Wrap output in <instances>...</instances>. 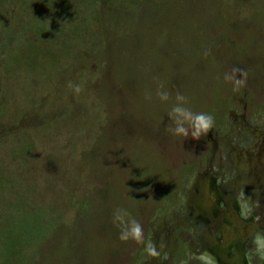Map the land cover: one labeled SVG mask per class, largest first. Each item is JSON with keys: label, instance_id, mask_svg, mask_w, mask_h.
<instances>
[{"label": "rangeland", "instance_id": "rangeland-1", "mask_svg": "<svg viewBox=\"0 0 264 264\" xmlns=\"http://www.w3.org/2000/svg\"><path fill=\"white\" fill-rule=\"evenodd\" d=\"M167 1L0 0V264H204L191 214L210 182L204 225L226 234L231 209L237 239L220 254L264 264V0H194L202 29L148 51ZM178 93L214 117L199 140L167 131Z\"/></svg>", "mask_w": 264, "mask_h": 264}, {"label": "clouds", "instance_id": "clouds-1", "mask_svg": "<svg viewBox=\"0 0 264 264\" xmlns=\"http://www.w3.org/2000/svg\"><path fill=\"white\" fill-rule=\"evenodd\" d=\"M234 72L239 71L233 69ZM226 80H234L233 91H238L245 83L243 79H234L232 76H226ZM158 97L162 101H167L169 99V93L167 91H158ZM188 103L187 98L181 94L176 95V103L171 108L168 113V118L170 120V125L167 131L174 136L178 137H191L193 140H199L202 135H207L214 125V117L208 113H195L190 108L185 105ZM126 215V214H125ZM116 220H119L122 225H124L120 239L122 241H127L128 239L136 240L137 242L142 239V228L141 225L132 220L130 225L125 224L123 216L117 214L115 216ZM254 244L256 246V252L261 259H264V236L256 235L254 238ZM149 252L151 255H157L155 248L150 246ZM200 259L205 261V264H210L207 256L201 255Z\"/></svg>", "mask_w": 264, "mask_h": 264}, {"label": "bare ground", "instance_id": "bare-ground-1", "mask_svg": "<svg viewBox=\"0 0 264 264\" xmlns=\"http://www.w3.org/2000/svg\"><path fill=\"white\" fill-rule=\"evenodd\" d=\"M213 186H214V183H211V182L207 183V186L205 188V193H203V197L200 198L199 201L197 200L196 203H193V205H195V207L198 209L199 213L197 214V216H194L193 214H191L192 216L191 220L193 222V226H194L196 233L200 235L199 244L202 246V248H200L197 252L192 251V253L194 254V256L198 258L199 261L203 262L204 264H205V261L200 259L201 255L207 256L210 264H223L220 258L222 257L220 252L222 250H230V251L236 250L237 245L235 242L237 239L232 238V240H230L227 244H224L225 240L228 239V236H230L231 234L230 229L233 230L234 222L232 221V219H230L229 216H227V214L231 215V209L229 210L227 214H225L226 216L223 218V223L228 226V227L223 226L225 230L227 229L226 234H225V231L222 229H218L217 230L218 232L214 234L212 231V227H207L206 225H204V223H207L210 220V216H211L210 213L214 215L213 217H216L219 214V207L222 206V202L220 198L217 197L212 191ZM232 208H234L235 215L237 217L236 224L238 222L243 221L245 223L243 225L244 231L247 233L249 228H251V225L247 223V219H246L247 214L245 212V209L241 205L238 204L237 200L233 202ZM256 235L258 234L257 233L254 234L253 241ZM263 236H264V233H263ZM205 240H208V241H205ZM247 257L248 256L244 254L243 259H241V262H244V264H249Z\"/></svg>", "mask_w": 264, "mask_h": 264}, {"label": "trees", "instance_id": "trees-1", "mask_svg": "<svg viewBox=\"0 0 264 264\" xmlns=\"http://www.w3.org/2000/svg\"><path fill=\"white\" fill-rule=\"evenodd\" d=\"M198 4H195L194 0H168L167 4L163 7V9L160 12L162 16L161 15L158 16L162 18L161 19L158 18L155 20L158 23L159 30L158 31L156 30L155 32L145 30L143 44L147 45L148 43L149 44L156 43V41H158L159 39H163V40L168 39V40H171V42H175V45H176L178 44V41L189 40L188 39L189 34L191 35V33L193 31H196L197 28L202 29L201 28V21H202L201 15H203L204 17V15L206 14L201 10V8L203 9V7H200V8L196 7ZM242 4H243V9H245V3H242ZM210 9L212 10V7H210ZM163 16H167L168 18L165 19L163 18ZM162 26L164 27L162 28ZM161 29H162V33H161ZM146 47L148 49V45ZM148 51L150 50L148 49ZM213 60H210V61H213ZM145 79L151 80L152 77L151 75H147L145 76ZM151 82L153 83V81ZM217 99H219L218 101H220L221 97ZM257 108L258 107H256L253 110L254 111L264 110V106H261L258 109ZM101 160H104V157H102V159H99V161ZM194 168L195 166L192 168H187V174H191ZM86 170H87L86 173L90 174L89 169H86ZM143 175H144V178L146 179L149 178V174L147 173L146 174L139 173L138 178H140L141 176L143 177ZM165 195L167 196V199L170 200L171 198L175 196V193L173 195H169L168 193H165Z\"/></svg>", "mask_w": 264, "mask_h": 264}, {"label": "flooded vegetation", "instance_id": "flooded-vegetation-1", "mask_svg": "<svg viewBox=\"0 0 264 264\" xmlns=\"http://www.w3.org/2000/svg\"><path fill=\"white\" fill-rule=\"evenodd\" d=\"M220 258H221L223 264H229L228 259L225 256L224 257H220ZM241 259H243V256L241 257ZM241 259L238 260L239 264H244V262H241Z\"/></svg>", "mask_w": 264, "mask_h": 264}]
</instances>
